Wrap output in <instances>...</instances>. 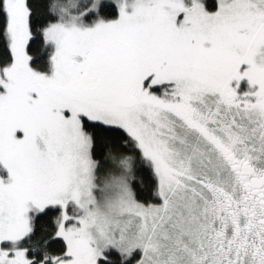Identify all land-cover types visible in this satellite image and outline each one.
Here are the masks:
<instances>
[{"label":"snow or ice","instance_id":"6c2138e0","mask_svg":"<svg viewBox=\"0 0 264 264\" xmlns=\"http://www.w3.org/2000/svg\"><path fill=\"white\" fill-rule=\"evenodd\" d=\"M0 264H264V0H0Z\"/></svg>","mask_w":264,"mask_h":264},{"label":"trees","instance_id":"16d2710c","mask_svg":"<svg viewBox=\"0 0 264 264\" xmlns=\"http://www.w3.org/2000/svg\"><path fill=\"white\" fill-rule=\"evenodd\" d=\"M63 1H66V0H62V2ZM120 155H122V156H131L132 157V162L133 163L135 162V153H133V152L120 153Z\"/></svg>","mask_w":264,"mask_h":264},{"label":"rangeland","instance_id":"374dc122","mask_svg":"<svg viewBox=\"0 0 264 264\" xmlns=\"http://www.w3.org/2000/svg\"><path fill=\"white\" fill-rule=\"evenodd\" d=\"M62 3L68 5L69 7H71L72 4H78L79 3V0H66V1H63Z\"/></svg>","mask_w":264,"mask_h":264}]
</instances>
